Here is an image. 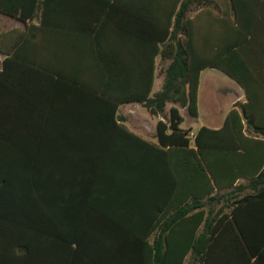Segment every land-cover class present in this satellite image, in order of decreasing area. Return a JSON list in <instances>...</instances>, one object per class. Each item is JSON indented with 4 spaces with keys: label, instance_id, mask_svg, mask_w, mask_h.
Masks as SVG:
<instances>
[{
    "label": "trees",
    "instance_id": "1",
    "mask_svg": "<svg viewBox=\"0 0 264 264\" xmlns=\"http://www.w3.org/2000/svg\"><path fill=\"white\" fill-rule=\"evenodd\" d=\"M161 1V51L171 62L162 89L153 94L154 66L138 97L167 118L157 125L160 146L141 141L161 163L146 161L139 172L128 162L140 182L123 188L128 206L146 214L144 228L120 236L90 223L93 195L105 194L98 189L105 182L84 181L88 166L58 149L46 158L35 143L23 151L28 161L0 168V264H186L188 257L189 264H264V0ZM58 10L57 0H0V14L25 26L0 32L5 73L9 63L41 68L42 36L57 31ZM208 68L236 81L246 101L220 128L202 126L192 137L179 107L199 117ZM121 103L106 106L117 111ZM105 162L97 161L99 179Z\"/></svg>",
    "mask_w": 264,
    "mask_h": 264
},
{
    "label": "crops",
    "instance_id": "2",
    "mask_svg": "<svg viewBox=\"0 0 264 264\" xmlns=\"http://www.w3.org/2000/svg\"><path fill=\"white\" fill-rule=\"evenodd\" d=\"M57 4L58 28L42 36L40 69L32 72L33 65L9 63L5 73L7 57L0 53V168L28 161L23 151L36 148L35 143L46 158L50 150H61L63 156L89 167L84 181L105 182L104 188L98 186L105 194L93 195L89 213L96 218L90 223L122 236L144 228L139 216L146 215L129 207L130 199L123 194L127 185L137 187L140 182L136 169L126 164L136 165L140 172L139 165L146 161L161 163V155L148 153L141 141L160 146L157 125L167 118L153 114L138 97L146 92L154 66L153 94L162 89L171 62L162 56L160 42L165 4L161 0H57ZM0 15L14 23L0 32L25 29L18 20ZM25 55L31 52L25 49ZM236 86L240 89L235 104L244 103L245 91ZM113 102H122L117 111L106 106ZM173 106L168 103L167 114ZM75 150L85 155L68 153ZM103 156L106 174L99 179L97 161ZM20 157L26 160L18 164ZM58 196L65 199L64 194Z\"/></svg>",
    "mask_w": 264,
    "mask_h": 264
},
{
    "label": "rangeland",
    "instance_id": "3",
    "mask_svg": "<svg viewBox=\"0 0 264 264\" xmlns=\"http://www.w3.org/2000/svg\"><path fill=\"white\" fill-rule=\"evenodd\" d=\"M192 15L194 14L191 13ZM20 26V23H18ZM14 26L8 18L0 15V31H5ZM236 82L218 69L209 68L202 72L199 94V117H192L186 108L180 107L184 117L181 127L196 134L202 126L218 128L223 124L228 111L237 101ZM159 88V86H157ZM245 98L242 99L244 101ZM171 106V105H170ZM169 112V109H168ZM192 134V137H194ZM220 206L216 208L218 210ZM188 257L186 264H189Z\"/></svg>",
    "mask_w": 264,
    "mask_h": 264
}]
</instances>
